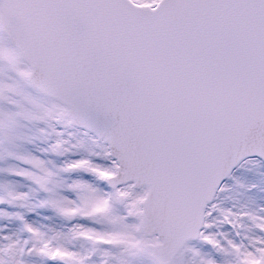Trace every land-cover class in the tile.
Returning a JSON list of instances; mask_svg holds the SVG:
<instances>
[{
  "label": "snow or ice",
  "instance_id": "snow-or-ice-1",
  "mask_svg": "<svg viewBox=\"0 0 264 264\" xmlns=\"http://www.w3.org/2000/svg\"><path fill=\"white\" fill-rule=\"evenodd\" d=\"M0 264H264V0H0Z\"/></svg>",
  "mask_w": 264,
  "mask_h": 264
}]
</instances>
